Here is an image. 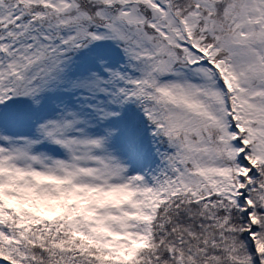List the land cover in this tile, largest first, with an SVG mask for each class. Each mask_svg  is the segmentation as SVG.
Returning a JSON list of instances; mask_svg holds the SVG:
<instances>
[{
    "label": "snow or ice",
    "instance_id": "1",
    "mask_svg": "<svg viewBox=\"0 0 264 264\" xmlns=\"http://www.w3.org/2000/svg\"><path fill=\"white\" fill-rule=\"evenodd\" d=\"M0 264H264V0H0Z\"/></svg>",
    "mask_w": 264,
    "mask_h": 264
}]
</instances>
